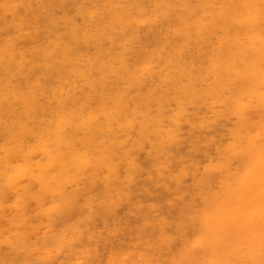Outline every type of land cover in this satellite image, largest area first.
<instances>
[{
	"label": "rangeland",
	"instance_id": "374dc122",
	"mask_svg": "<svg viewBox=\"0 0 264 264\" xmlns=\"http://www.w3.org/2000/svg\"><path fill=\"white\" fill-rule=\"evenodd\" d=\"M115 1L129 11L128 27L117 24L113 30L93 33L87 31L92 14L95 21L112 16L102 0H0V78L8 66L3 51L7 38L12 39L17 56L24 55L27 67L35 63L34 71L26 68L28 73H41L48 62V73L61 70L58 76L67 80L66 90L71 89L68 81L75 78L78 63L100 57L99 49L115 60L118 51L125 52L126 59L125 66L116 64L122 75L119 107L125 114L111 116L110 110H98L90 124L92 134L104 137L109 147L107 166L95 145L79 142L75 148L82 169L77 167L71 178L76 180L69 181L67 167L72 173L76 169L68 153L70 141L58 144L62 164L53 169L51 149L9 156L2 146L20 142L9 135L0 140V264H98L120 243L133 244V233L138 240L150 241L154 264H264V102L256 98L263 81L256 75L264 76V63L255 60L245 88L235 80L249 66L242 63L230 70L233 75L227 72L233 79L236 75L237 93L224 89L219 99L212 69L227 70L226 52L198 39L196 26L189 38L180 34V12L174 9L156 21L148 19L155 2L163 3L158 15L165 3L178 0ZM247 3V34L264 49V0ZM136 4L145 10L142 16L130 13ZM17 13H24L25 27L18 38ZM139 17L150 22L142 23ZM212 21L209 16L208 23ZM75 25L80 30L72 33ZM250 38L243 41L248 55L253 52ZM46 40L54 44L57 55L38 53ZM86 63L88 74L95 71L96 83L77 78V93L108 85L113 91L115 81L101 74L100 64ZM132 74L136 79L129 81ZM173 80L183 83L176 87ZM108 92L109 98H115ZM46 118L40 112V120ZM34 141L30 136L27 143ZM36 162L42 164L46 178L37 179L40 171L31 169ZM55 173L58 185L47 186ZM153 223L163 224L165 233L161 235ZM158 242L164 247L161 253Z\"/></svg>",
	"mask_w": 264,
	"mask_h": 264
},
{
	"label": "bare ground",
	"instance_id": "6f19581e",
	"mask_svg": "<svg viewBox=\"0 0 264 264\" xmlns=\"http://www.w3.org/2000/svg\"><path fill=\"white\" fill-rule=\"evenodd\" d=\"M102 1L105 10H110L112 16H103L100 20L95 21V14H92L90 22L88 23L89 28L87 29V31L93 33L95 31L104 33L108 30H113L114 28H116L117 24L120 25L123 29L128 27L129 23L125 20V15L129 11L125 10V6L116 5L115 0ZM250 1L251 0H178L176 3H165L163 6H165L166 8L160 11L158 15L157 12H159V9L162 8L163 3L155 2L153 4V13L150 17H148V19H152L151 21H156L160 17L167 15L170 9H174L180 12V26L177 28V31L180 34H183L186 38H189L190 36H192V28L196 26L199 28L196 32V37H198V39L204 40L206 41V43L213 42V44H215L218 49H222L226 52V54L228 55L227 70L223 71L221 69H212V72H214L215 74L214 83H216L213 85L214 92L216 93V97L221 99V93L224 91V89H228V92L232 95L237 93V91H235V88L233 87L236 82H240V85L244 88L245 86L249 85L247 83L249 81L246 82V77H251L250 74L252 72V64L256 59L261 58L260 62L262 64L264 63V49L259 47L258 43L256 42L257 40L254 37V39L250 38L247 34V30L249 29L248 23L250 21L248 22L245 16V7L246 3ZM144 11L145 10L143 9L141 4H136V8L130 10V13L132 15H135L137 13L138 16H142L144 14ZM200 11L201 14L199 16ZM108 14L110 13L108 12ZM28 16V14H25V21ZM209 16H211L213 19V21L210 23H208ZM15 17L17 19V29L15 33L16 37L18 38L21 37L19 33L22 32V29L25 28L21 23L22 18L24 17V13H17ZM43 17L44 15L41 16V18ZM141 22L149 23L150 21L147 19H142ZM40 23H43L42 19ZM231 23L242 26V29L236 30L231 25ZM7 29L8 31H11L9 28ZM79 30L80 28L78 25H75L71 29L72 33H76ZM219 32L221 35L219 34ZM254 36L256 35L254 34ZM248 38L251 39L250 41L252 43V45L249 43V46L251 45L253 48V52L251 51L252 53L248 51L250 53L249 55L247 54V50H245L246 53L243 50V47L245 46L243 44V41L245 42ZM39 40L41 41L42 38H39ZM164 48L167 49V45H165ZM252 48L248 47V50H251ZM55 49L56 48L54 44L49 40H46L44 45H42L40 50H38V53L44 51L47 56H54L52 53L56 54ZM3 51L6 54L5 60L8 62V66L7 69L5 68V70H3L4 76L0 78V132H2L3 134L1 135L2 138H0V140H6L5 136L9 135L10 139H14V141L16 140L20 142V144L13 147L11 145L12 142L9 144L5 143V145L2 146V149L7 151L9 156H16V154L19 153H21V156H28L39 153L43 150L51 149L50 164L52 165V168L55 169L54 167H58L59 164H62L61 159L63 156L61 150L58 148V144L70 141L71 143L68 147V153L70 155V158L72 159V162L75 163L76 169H74L75 172L72 173L71 168L67 167V171L65 172L67 173L66 176L69 178V181L76 180H71V178L73 175L76 176V174L78 173L77 167L79 169H82V163L80 162L81 158L75 148L76 144L79 142L87 143L88 145H95L98 153H100L104 157L107 166L111 156L109 147L106 141L102 140L104 139V137L98 138L96 134H92L93 132L90 131V124L98 115V110H110L109 115L111 116L115 115L116 113H118L119 115L125 114V112L119 107V101H121L123 98V91L121 89L122 85L120 82V80H122V75L117 70L116 65L117 62L118 64H121V66L126 65V59L124 57L125 52L122 53L118 51V58L115 60L112 55L106 54V51L101 48L97 52L101 55L100 57L91 56L88 58L89 60L82 59L83 61L78 63L77 70L73 72L75 78L72 81H68V85L71 89L66 90L65 82H67V80L65 81L63 77L58 76V72H61V70L58 69V71L56 72L48 73L47 71L50 68L48 62H46L44 66H42L41 73H28L26 68L31 67L30 70L34 71L35 63L29 67L26 66V59L24 55L20 54L19 56H17V53L13 50L12 39L7 38V42L4 44ZM80 53V55L84 57V52ZM2 57L3 56L0 54V59ZM36 60H40V55H37ZM218 60L219 59L217 58V60L212 65L216 66L218 64ZM86 61H90L92 66H96V64L98 63L100 64L102 70L101 74L115 81L113 91L110 90V85H108L106 87L107 89L100 86V88H98V90L96 91L94 89L90 91L81 90L80 95L77 93V78L88 80L91 85H94V83H96L94 74L95 71H93V73L91 72V75L86 71ZM0 62L2 61L0 60ZM242 63L246 64L249 67L246 71L240 70L243 73L242 75H240V80L236 81V75L233 79L231 76H229V73L227 74V72H230V70H236L237 66ZM132 65H135V62H133ZM1 68L2 65H0V69ZM262 70L264 71V67ZM226 74L227 76L225 77ZM231 75H233V73ZM185 76L188 77L189 74H185ZM256 76L259 77L260 80H263L260 91L256 93V98H258L260 102H264V76ZM223 78H225L226 80ZM128 79L129 81H134L136 79V75L132 74ZM182 83V81L177 80H173L171 82V84L175 85L176 87ZM29 88L31 90H28ZM240 89L242 91V87H240ZM107 90L112 92L115 95V98H118V102L116 101L117 103H115V98L113 96H110V98L108 97L109 92ZM39 96H41V98ZM132 101L134 103L133 105H135L136 108H139L140 105L137 101H135L134 97H132ZM95 103L96 106H94ZM65 105L68 108L66 111ZM54 111H56L57 113L58 111H60L61 114L59 116H55L53 114ZM40 112H43L46 116H48V118L40 120ZM126 114H128V112H126ZM101 133L103 132L101 131ZM80 134H82V136H79ZM30 136H33L35 144L29 145V143H27V140L30 138ZM237 136L240 137L239 134ZM53 142H55V146H51V143ZM104 142L105 144H102ZM25 143L27 144L25 145ZM34 168L40 171L36 174L38 180L47 177L43 172L44 168L42 167V164L40 162L33 163L31 169ZM47 180V186L55 185L56 183L58 185L59 179L56 173L53 175L51 174ZM149 200L151 199L149 198ZM123 223L127 224L126 222ZM132 226L133 225H130L131 229ZM135 226L137 225L134 224V227ZM147 228H144V230H148ZM154 228L160 229L161 235H163L166 230V228L161 223L155 224ZM135 229L136 231L133 230V232L137 233V228L135 227ZM140 229L138 230V232H142V230ZM132 233L130 232V234ZM118 235L121 237L120 233H118ZM132 235H134V237L132 236L130 238H134L131 239L134 240L133 244L130 243L131 245L128 244L129 247H125L122 246L123 243H120L119 247L108 250L107 257L105 256L107 252H105V254L103 255L106 257V259L103 261L101 258L102 261L98 260L100 261L98 264H154V259L151 258L152 247L150 246V241L145 239L138 240L134 233ZM138 235L140 237H143V234ZM124 245H126V243H124ZM156 246L161 253L164 249L163 245L158 242ZM97 253H99V251ZM96 259H98V254L96 255ZM80 264H87V262L84 261Z\"/></svg>",
	"mask_w": 264,
	"mask_h": 264
}]
</instances>
